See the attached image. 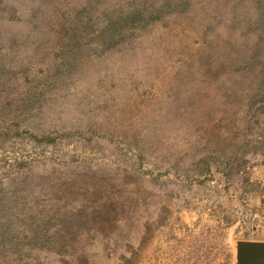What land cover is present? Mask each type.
Masks as SVG:
<instances>
[{
  "label": "rangeland",
  "instance_id": "374dc122",
  "mask_svg": "<svg viewBox=\"0 0 264 264\" xmlns=\"http://www.w3.org/2000/svg\"><path fill=\"white\" fill-rule=\"evenodd\" d=\"M163 1L0 0V264H233V239H264L249 6L100 33Z\"/></svg>",
  "mask_w": 264,
  "mask_h": 264
},
{
  "label": "trees",
  "instance_id": "16d2710c",
  "mask_svg": "<svg viewBox=\"0 0 264 264\" xmlns=\"http://www.w3.org/2000/svg\"><path fill=\"white\" fill-rule=\"evenodd\" d=\"M232 1H242L245 6L246 4L249 6L250 13H245V20L247 22V26H252L256 30L257 34V40L256 44L257 46L259 43H261V52H263L264 56V0H232ZM193 2V3H192ZM66 3V2H65ZM64 3V4H65ZM178 3H181V5L192 3L193 5L197 4L196 0H164L162 3L154 4L149 8L142 7V5L131 7L128 11H119L118 13L114 14L113 17L109 18L103 23V27L100 29V33H107L108 28L111 26L113 27L117 32H119V35L121 37H118L115 39V41H119L124 38V34L127 32L128 27L131 25L139 24V22L144 21L146 18H148V21L154 20L157 18H161L162 14H168L169 12H172L177 6ZM69 6H72L71 3H69ZM65 11L64 9H62ZM173 13V12H172ZM65 15V14H64ZM70 22V20L67 22V24ZM72 22V21H71ZM68 29L71 31H75V24L70 23L68 26ZM257 53L255 52L253 54L254 59H256ZM259 71L260 74L259 83L260 81L264 80V57L260 59L259 63ZM40 71H43L41 68ZM39 74L34 71L30 75V77H38ZM254 95L259 94L260 99L264 102V87L261 85H256L254 92ZM29 136L35 140V141H51L53 140L52 137L49 135H40L37 136L34 133H31L29 131H26ZM243 198V197H242ZM241 202V199H239ZM38 231H32L30 233V238H36V234ZM50 249L54 251L57 255H65L66 254V248L62 247L61 245L58 246H51ZM102 252H104V249H100ZM119 251V250H118Z\"/></svg>",
  "mask_w": 264,
  "mask_h": 264
},
{
  "label": "water",
  "instance_id": "95a60500",
  "mask_svg": "<svg viewBox=\"0 0 264 264\" xmlns=\"http://www.w3.org/2000/svg\"><path fill=\"white\" fill-rule=\"evenodd\" d=\"M233 264H264V239L235 238Z\"/></svg>",
  "mask_w": 264,
  "mask_h": 264
}]
</instances>
